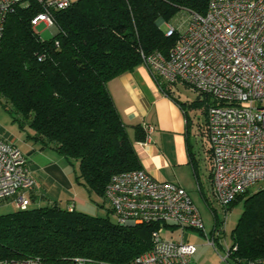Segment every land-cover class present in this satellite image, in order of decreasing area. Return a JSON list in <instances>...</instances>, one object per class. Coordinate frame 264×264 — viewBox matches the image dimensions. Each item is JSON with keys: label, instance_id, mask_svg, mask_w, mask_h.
<instances>
[{"label": "trees", "instance_id": "obj_1", "mask_svg": "<svg viewBox=\"0 0 264 264\" xmlns=\"http://www.w3.org/2000/svg\"><path fill=\"white\" fill-rule=\"evenodd\" d=\"M208 1L72 0L52 11L57 33L48 40H41L30 24L41 7L32 0L16 6L0 44V105L21 127L27 124L32 132L28 140L39 149L75 161V182L104 200L113 174L141 169L107 82L141 64V53L167 56L178 39L177 33L166 35L168 25L180 12L204 15ZM157 83L171 96L169 84ZM198 94L205 97L204 104L198 98L189 106L203 104L206 114L215 102ZM136 134L144 136L139 129ZM240 199L242 212L230 234L228 259L264 264V187L239 195L227 211ZM31 201L23 210L0 215V261L72 264L83 258L91 264H129L151 248L155 230L171 226L122 228L108 216Z\"/></svg>", "mask_w": 264, "mask_h": 264}, {"label": "built area", "instance_id": "obj_2", "mask_svg": "<svg viewBox=\"0 0 264 264\" xmlns=\"http://www.w3.org/2000/svg\"><path fill=\"white\" fill-rule=\"evenodd\" d=\"M29 1L0 0V44L9 14ZM32 1L42 11L31 19V27L43 25L49 30L55 28L52 11L72 2ZM188 14L177 25H168L166 35H178L169 54L141 53V64L156 81L183 84L215 102L206 111L211 186L226 216L239 195L264 184V0H209L204 15ZM150 130L144 127L146 134ZM35 187L26 156L0 137V205L13 203L16 209H25ZM104 201L119 227L166 224L179 230V240L163 239L162 228L155 230L151 248L129 264H192L195 246L184 241L186 230L201 232L213 248L222 238L218 222L210 237L204 234L202 218L182 187L155 180L142 169L113 174ZM223 251L221 260L226 261L228 245ZM0 264L41 263L29 259ZM72 264L91 262L76 258Z\"/></svg>", "mask_w": 264, "mask_h": 264}, {"label": "crops", "instance_id": "obj_3", "mask_svg": "<svg viewBox=\"0 0 264 264\" xmlns=\"http://www.w3.org/2000/svg\"><path fill=\"white\" fill-rule=\"evenodd\" d=\"M106 88L126 128L140 168L155 180L179 185L190 198V193L198 192L203 199L205 184H209V187L211 185V153L205 112L203 125H198L195 130L183 103L171 89V96L163 93L154 76L142 64L108 81ZM145 126L151 127L148 134L144 132ZM137 129L143 133L142 139L137 138ZM0 137L17 147L15 139L1 130ZM36 146L38 145L35 144L34 147ZM34 151L36 150L33 149ZM29 154H25L28 169L36 181V187L30 194L32 203L40 206L50 202L74 210L77 204L82 206L87 203L86 195L90 197L91 194L75 182L66 159L49 148L41 150L38 147L31 160L28 158ZM205 162L208 163L207 176L202 169ZM255 191L257 190L252 192ZM242 202L240 199L230 210L236 205H242ZM98 214L99 211L96 210V216ZM164 231L173 236L176 229L168 226L162 229L161 234ZM189 231L203 235L197 230ZM211 233L212 231L210 235ZM189 243L195 246L192 264L208 263L209 259L205 257L206 248L202 253L198 252V248L204 245ZM216 244L222 247L219 240H216Z\"/></svg>", "mask_w": 264, "mask_h": 264}, {"label": "rangeland", "instance_id": "obj_4", "mask_svg": "<svg viewBox=\"0 0 264 264\" xmlns=\"http://www.w3.org/2000/svg\"><path fill=\"white\" fill-rule=\"evenodd\" d=\"M189 16L188 13L180 12L178 15L174 18L173 24L177 25L180 20H185ZM36 33H39V37L41 40H48L53 36L52 31L45 28L43 25H39L35 28ZM170 89L174 92L177 99L183 103V106L185 107L186 111L189 113V116L192 120L193 127L196 130L198 125H203V104H204V98L202 95L199 96L198 92L193 90L190 87H187L183 84L176 83L175 85H171ZM198 98H200V101H203V104L201 106H195L190 107L189 103L196 101ZM14 115H11L8 111H6L1 105H0V130L3 131L4 134H8L10 137H13L16 141L17 148L25 155L27 152H29L28 158L30 160L35 156L36 151L38 149V146L34 147L35 143L31 140H28L29 135H32V132L30 128L27 126V124L23 125L21 127L17 121L14 120ZM201 134L203 135L204 132ZM26 144V145H25ZM201 144V142H200ZM201 148V146H200ZM33 149L36 151L33 152ZM202 149V148H201ZM27 158V157H26ZM69 170L72 175L78 176L79 175V168L78 164L75 161H72V163H68ZM205 167L203 169V173L207 176V168L208 163H204ZM203 166V165H202ZM205 169V170H204ZM211 184V183H210ZM264 187V184H259L252 188L250 192L257 190L258 188ZM204 194L207 200V204L205 201L200 197L198 192L190 193L191 198L193 200L194 205L196 206L203 222L204 232L210 237V232L212 231L214 227V219L211 213L214 211L215 216L217 218L218 224V232L220 236L222 237L219 242L222 247L215 245L213 248L212 246H208L206 243V238L203 235H200L199 233H195L194 231H185V238L184 241L191 242L194 244L204 245V247L198 248V252L202 253L203 249L206 248L207 252H205V257L209 259L208 263L204 264H237L233 260L228 259L226 261H222L221 257L224 256V245H228L230 243V234L232 230L234 229L235 225L237 224V221L241 215L242 212V205H236L232 210L229 209V211L226 213V216L223 213V209L217 204L215 201L213 194H212V186L209 184H205L204 187ZM86 204L85 205H76V211L82 212L84 214H87L89 216H96V210L99 211L98 217L105 218L108 216L109 221L111 223H115V218L112 214H110L107 211V203L102 200V198L91 194L90 197H87L86 195ZM14 210H16V207L13 203H5L3 205H0V215L11 213ZM173 236H169V232L164 231L161 234V237L163 239H172V240H179V230L176 229V231L172 234ZM191 237V238H190Z\"/></svg>", "mask_w": 264, "mask_h": 264}, {"label": "water", "instance_id": "obj_5", "mask_svg": "<svg viewBox=\"0 0 264 264\" xmlns=\"http://www.w3.org/2000/svg\"><path fill=\"white\" fill-rule=\"evenodd\" d=\"M158 24H160V21L158 22ZM56 33H57V31H56V29L54 28V29L52 30V34L55 35Z\"/></svg>", "mask_w": 264, "mask_h": 264}]
</instances>
